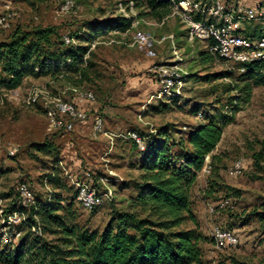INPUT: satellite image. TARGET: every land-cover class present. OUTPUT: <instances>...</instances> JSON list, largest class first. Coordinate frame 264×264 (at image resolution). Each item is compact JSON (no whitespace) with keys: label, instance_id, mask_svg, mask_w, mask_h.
I'll return each instance as SVG.
<instances>
[{"label":"rangeland","instance_id":"obj_1","mask_svg":"<svg viewBox=\"0 0 264 264\" xmlns=\"http://www.w3.org/2000/svg\"><path fill=\"white\" fill-rule=\"evenodd\" d=\"M75 1L76 10L62 12L63 0H48L37 6L29 0H0V14L7 6L17 13L9 28L0 27V42L16 29L31 31L36 27H55L62 42L67 35H88L91 23L119 15L137 17L127 33L113 30L89 44L94 54L99 48L94 51L92 43L99 38L110 42L108 46L102 44L100 54H95L100 61L96 62L98 79L81 84L95 93L96 101L88 105L99 103L107 134L92 136L81 125L72 132L50 130L44 105L24 104L33 86L46 85L55 92L64 89L70 83L64 70L27 77L16 89L0 88V258L13 251L21 239L30 244L33 236L40 234L39 227L29 220V212L22 210L20 182H27L40 201L62 193L65 204H74L75 222L102 231L115 211L131 208V201L139 193L142 156L128 133L137 130L146 135L166 127L171 142H182V147L175 146L173 151L182 154L189 150L190 132L206 122L199 118L205 112L217 120L225 113L229 116L221 140L207 156L192 188V208L204 236L202 260L193 264H264V86L253 87L247 94L241 77L245 71L221 59L207 42L191 39L179 2L170 14L159 18L145 14L144 0ZM204 17L198 13L195 19ZM262 22L243 20L239 32L257 38L264 33ZM164 35L173 38L162 41ZM134 41V46L126 45ZM205 49L211 55L206 62L201 55ZM135 53L138 58L154 56V62L137 70L131 64ZM160 64L177 65L190 76L171 94H161L153 70ZM139 75H145L144 85L136 84ZM46 140L53 141L57 149L60 146L58 160L32 147V143ZM16 147L15 155L10 154ZM239 159L243 160V172L232 176L229 169ZM52 174L60 177L65 188L49 183L47 177ZM87 174L101 192L111 190L113 194L112 200L92 210L85 209L77 199L76 180ZM224 199H230L231 204L221 208L218 205ZM14 216L18 217L16 222ZM216 226L234 231L238 244L219 248L212 236Z\"/></svg>","mask_w":264,"mask_h":264},{"label":"trees","instance_id":"obj_2","mask_svg":"<svg viewBox=\"0 0 264 264\" xmlns=\"http://www.w3.org/2000/svg\"><path fill=\"white\" fill-rule=\"evenodd\" d=\"M47 1L29 0L33 6ZM180 1L144 0L145 14L163 18ZM136 18L119 15L91 23L88 35L82 38L71 35L77 43L70 45L58 40L55 27H36L31 31L16 29L8 39L0 42V88L16 89L27 77L55 75L61 70L72 84L91 81V69L95 63L91 56L85 60L89 44L110 31L130 30ZM80 41L88 45H81ZM211 44L214 40L206 45L209 47ZM201 55L205 62L211 56L208 49ZM245 66L241 77L249 94L253 87L264 86V61ZM189 76V73L185 75V80ZM228 116L225 113L217 120L204 112L203 120L206 122L190 132L187 139L189 150L182 154L173 151L175 146L182 147V142H171L166 127L146 134L147 148L140 152L143 173L138 183L139 193L131 201V208L115 211L102 231L75 222L74 204H65L62 193L51 194L45 201L37 199L36 205H23L22 210L29 212V220L39 227L40 234L33 236L30 244L21 239L19 245L0 261L5 264L200 263L204 236L193 212L192 188L207 156L221 140ZM32 147L57 160L60 158V146L57 149L53 141L32 143ZM47 179L55 188H65L58 175H49ZM261 221H264V215H261ZM234 264L248 263L236 261Z\"/></svg>","mask_w":264,"mask_h":264},{"label":"built area","instance_id":"obj_3","mask_svg":"<svg viewBox=\"0 0 264 264\" xmlns=\"http://www.w3.org/2000/svg\"><path fill=\"white\" fill-rule=\"evenodd\" d=\"M76 8L75 0H63L60 10L71 12ZM179 8L190 26L191 39L197 38L204 42L214 40V44H211L209 48L224 61L236 63L241 71L246 70V64L264 61V33L257 38H252L239 32L243 20H264V0L257 7H247L241 2L228 4L222 0L211 2L181 0ZM198 13L205 17L195 19ZM16 14L10 6H7L0 14V27L9 28ZM169 38H173V35H164L161 40ZM64 40L69 45L77 43L76 38L68 35ZM38 69L37 67L36 70ZM153 70L156 73L161 94H171L185 82V71L177 65H155ZM95 101L96 95L93 91L68 83L58 92L46 85L33 86L25 97L24 104L27 106L44 105L50 130L72 132L77 125H86L94 134H107L103 115L98 110L90 111L86 106V103ZM202 117L203 113H200L199 118ZM128 136L136 144L139 152L145 151L148 141L146 135L133 130L128 133ZM17 150V147L13 148L10 154L15 155ZM243 167V160L239 159L229 169V174L241 175ZM89 176L87 174L86 177L76 180L77 199L85 209L92 210L112 200L113 194L111 190L101 192ZM18 191L24 206L36 205L37 199L27 182H20ZM230 204V199H224L219 202L218 206L223 208ZM13 218L14 222L18 220L17 216ZM212 236L219 248L238 244L235 232L221 226L214 227Z\"/></svg>","mask_w":264,"mask_h":264},{"label":"crops","instance_id":"obj_4","mask_svg":"<svg viewBox=\"0 0 264 264\" xmlns=\"http://www.w3.org/2000/svg\"><path fill=\"white\" fill-rule=\"evenodd\" d=\"M222 1H224V2H226L228 4H231L233 2H235V3L236 2H241L243 5H245L247 7H257V6H259L262 3L263 0H222ZM263 31H264V28H263ZM241 33L244 34V35L248 34V33L244 32V31H242ZM99 39L101 40V38H99ZM99 39L97 41H95L94 43H92L93 48L96 47L94 49V51L99 48L98 51L97 50L95 51L96 53L94 52V54L91 55L92 60L95 62V66L91 69V75L90 76L92 77V80L95 79V78L98 79V76L100 74V72L98 70L97 63H96V62H100V61L96 58V55L95 54H100L99 53L101 51L100 46L102 44L108 46L109 43H110V42H105V40L101 42ZM167 41L169 42L170 39H167ZM120 42H121L120 40L117 41L118 44H120ZM112 43H114V40H112ZM124 44H125V42H124ZM135 44H136V42L134 41L133 43L126 44V45L127 46H134ZM139 46L141 47V45H139ZM89 57H90V51L85 55V60L89 59ZM118 57L120 58L121 56H118ZM122 58H123V56H122ZM131 60H132V62H131L132 67H135L137 70H142V68H144L145 66H148V65H150V64H152L154 62V56L153 57H146L145 56L143 58H138V54L135 53ZM136 79H137V81H136V84L137 85L140 84V83L144 85L145 82L147 81V79H145V75L144 76L143 75L142 76L139 75V76L136 77ZM90 82L91 81H87V82H85V84H90ZM79 86H82V85H79ZM86 106H87V108L90 111H96V110L100 109V105H99L98 102L93 107L90 104L88 105V103H86ZM83 127H86V128H88L90 130V128L88 126H86V125L85 126L83 125ZM91 134H92V136H95V137H98V135H102V134H94V133H92V131H91Z\"/></svg>","mask_w":264,"mask_h":264}]
</instances>
